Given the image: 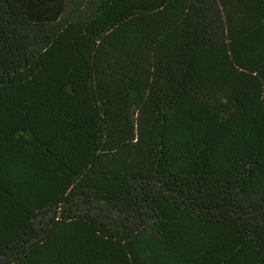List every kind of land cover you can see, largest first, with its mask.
<instances>
[{
    "label": "trees",
    "instance_id": "1",
    "mask_svg": "<svg viewBox=\"0 0 264 264\" xmlns=\"http://www.w3.org/2000/svg\"><path fill=\"white\" fill-rule=\"evenodd\" d=\"M0 264H264V0H0Z\"/></svg>",
    "mask_w": 264,
    "mask_h": 264
}]
</instances>
